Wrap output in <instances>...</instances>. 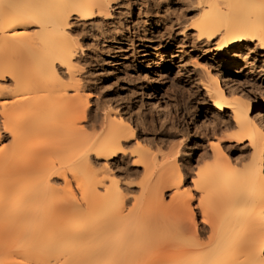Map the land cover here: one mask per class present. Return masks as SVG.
I'll use <instances>...</instances> for the list:
<instances>
[{"label":"bare ground","instance_id":"6f19581e","mask_svg":"<svg viewBox=\"0 0 264 264\" xmlns=\"http://www.w3.org/2000/svg\"><path fill=\"white\" fill-rule=\"evenodd\" d=\"M125 3L0 0V264H264V0L191 4L182 34L199 59L217 57L204 87L214 119L194 149L150 84L149 120L83 73L80 36L106 33ZM159 205L193 228L160 222Z\"/></svg>","mask_w":264,"mask_h":264},{"label":"rangeland","instance_id":"374dc122","mask_svg":"<svg viewBox=\"0 0 264 264\" xmlns=\"http://www.w3.org/2000/svg\"><path fill=\"white\" fill-rule=\"evenodd\" d=\"M195 1L170 0L168 3L167 0H126L123 9H118V12L115 8V17H111L110 22L103 26L107 30L106 33H100L96 26V32H91L90 36H80L85 45L84 55L88 58L83 73L92 74L93 78L103 85L102 94H112V90L124 91L134 102L136 109L150 120L152 113L156 111L144 91L145 86L150 84L161 105L160 110H163V106H169L174 114L183 115L182 120L176 119L175 122L180 132L185 133L193 149L196 140L208 142L206 127L214 119L215 109L212 101L205 97L204 87L208 84L206 59L217 64V57L212 53L208 58L199 59V56H204L205 53L195 49L189 38L182 34L183 28L198 12L191 8ZM110 27L124 30L126 36L111 38ZM91 31H94V28ZM178 46H183L185 53L181 57H169L171 51ZM145 52L150 55H142ZM187 53L189 55H186ZM263 54L261 50L257 53L261 63L264 61ZM146 57L152 59L149 66L144 62ZM116 61L120 63L113 66L112 63ZM182 61L186 64L184 68L180 66ZM235 74L234 80L240 81L242 73ZM244 88L250 91L248 86L245 85ZM93 95L96 100L99 93L93 92ZM251 99L256 114L260 111L258 105L262 99L261 95L254 92ZM140 129L143 130L142 126ZM182 139L180 136L176 142ZM156 152L159 156L162 155L159 151ZM195 158L192 159L193 165L196 164ZM141 179L142 176L134 179V184ZM196 195L200 196L198 193ZM170 200L169 192L165 196V204H169ZM196 204L198 202H195L194 206ZM156 211L159 213L157 218L160 222L176 219L186 224V229L194 226L190 218L183 214L174 215L170 207L159 205L153 212ZM196 212L200 223L197 229L201 230L206 224L202 222L198 208Z\"/></svg>","mask_w":264,"mask_h":264}]
</instances>
